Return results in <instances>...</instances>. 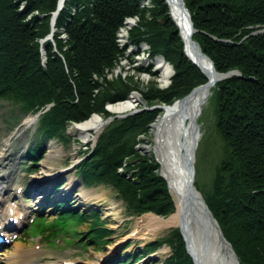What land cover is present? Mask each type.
Masks as SVG:
<instances>
[{
  "label": "trees",
  "instance_id": "16d2710c",
  "mask_svg": "<svg viewBox=\"0 0 264 264\" xmlns=\"http://www.w3.org/2000/svg\"><path fill=\"white\" fill-rule=\"evenodd\" d=\"M23 1L26 9L20 12ZM153 1L168 10L166 0ZM185 1L197 30L192 42L212 59L219 73L237 71L241 75L225 79L211 89L210 106L216 116L218 135L224 142V157L216 172L215 186L208 196L204 195V200L240 264H264V33L254 34L264 30V0ZM68 2L76 12L72 7L63 9L57 19V28L68 33V43L60 39L61 34H56L54 45L51 41L42 45L40 40L51 33L59 0H0V101L20 110L24 116L54 104L41 117L38 135L41 140L58 139L64 144L71 142L64 131L68 123H84L93 114L107 117L110 115L105 108L107 102L124 100L122 95L117 96L123 94L120 90L97 102L90 78L102 64L110 66V60L116 59L117 32L124 20L137 14L139 7L136 0H69L67 7ZM35 12L39 15L26 21ZM42 46L48 56L46 67ZM155 47L160 49L154 50V54L160 53L162 40L158 39ZM163 49L167 61L169 51ZM184 49L185 46L187 56ZM185 56L177 54L181 63L176 65L173 80L181 85L175 94L162 92L161 100L166 104H172L173 98H179L175 103L188 96L185 74L198 67ZM196 76L191 80V89L207 82L203 73ZM150 116L149 112L139 114L119 122L108 134L105 132L79 170L86 187L106 185L115 189L129 213L168 217L174 213L175 205L167 182L158 175L160 165L147 157H136L139 136L148 133L149 121L154 120ZM36 152L31 154L35 153L37 158L29 157L35 162L31 170L41 161ZM127 158L133 160L130 164L125 162L128 166L120 172ZM57 205L63 210L67 204ZM83 221L91 223L86 235L91 237L88 246L108 245L113 233L97 212L57 213L54 221L40 220V229H69L68 225ZM83 238L80 240L87 242ZM164 244L171 247L175 257L169 264H193L180 230L148 243L144 250L157 251ZM136 255L132 256L134 261L140 258ZM127 262L122 257L117 259V264Z\"/></svg>",
  "mask_w": 264,
  "mask_h": 264
},
{
  "label": "rangeland",
  "instance_id": "374dc122",
  "mask_svg": "<svg viewBox=\"0 0 264 264\" xmlns=\"http://www.w3.org/2000/svg\"><path fill=\"white\" fill-rule=\"evenodd\" d=\"M67 1L69 0H66V2ZM136 1L139 3L138 12L134 16L129 17L133 18L131 25H126L127 20H124L122 27H120L117 32L116 50H118V52L116 59L110 60L112 63L110 66L106 63L102 64V68H100L98 72H95L90 78V85L93 88V98L97 97V102H100L104 96H111L114 95L116 91L117 94L120 90H122L123 94H118L117 96L122 95L124 99H127L132 95H139L143 100L144 105H141L135 112L119 116L108 111V105L110 103L112 104L111 101H108L105 108L110 115L107 117L102 114L93 115L101 116L108 124L100 135L102 137L105 132L108 134L113 128L117 127L119 122H124L145 112L152 113V116H150L149 119H152L153 117L154 120L149 121L148 133L140 135L141 137L139 136V143L135 150L137 153L136 157H147L150 161L155 160L156 163H158L153 155L144 153L142 148L145 144L148 145L152 141L151 127L162 112L161 109L164 106L174 104V101L179 99L178 97L173 98L174 100L172 101V104H166L161 100L163 96L162 92L165 94H175L181 85L179 81H174L173 79L177 74V70H175L176 65L177 63H181L180 60L178 61L177 54L180 52L181 55L185 56L183 51L185 44L182 42L180 29L176 26L173 17L170 15L171 12L169 8L167 11L163 10V8L154 4L153 0ZM184 1L185 0H183V2ZM68 3V7L65 5L63 9L69 10L72 7L71 3ZM186 8L188 9L187 4ZM25 9L26 1H23L21 2L19 10L20 12H23ZM62 10L57 16L55 14H57L58 10L53 13L51 33L46 36L47 38L51 34H54L53 38L49 40L53 43V45L55 43L54 38L56 34H61V40L67 43L69 41L68 33L65 29L62 28L59 30L57 28V19ZM71 10L76 12L75 7H72ZM188 11L190 12L189 9ZM34 15H39V13L35 12L29 15L26 21H31ZM43 18L44 16H41V19ZM256 33L254 34L257 35ZM136 34H139V36L135 37ZM195 34L196 33L193 35ZM122 37L124 38L122 39ZM134 37L135 41L133 40ZM46 38L40 40L42 45L47 42L45 41ZM158 39L159 42L161 40L163 42L161 50L165 51L163 49L165 48L169 51L167 63L165 62L166 59L164 62L172 68V78L167 84L164 83L161 70L158 69V62H156L159 55L164 56L165 54L162 51L154 54V50L160 49L155 47ZM172 39L176 42H173ZM181 48L182 50H180ZM55 51L60 53L58 50ZM41 52L43 65L46 67L48 56L44 46H42ZM207 57L212 61L209 56ZM186 59L194 64L188 58ZM202 73L203 72L200 68L191 69L186 72L185 75L188 77H184L186 80L185 91L188 93V96H190L193 91L198 88L191 89L192 78ZM159 92H161V95H159ZM210 93L209 97L204 100L197 112L196 128L199 135V142L194 154V165L189 175L190 179L193 171L195 172V183L203 198L204 195L208 196V194L212 192V188L215 186L214 182L217 169L221 166L224 157V142L218 135L216 116L210 106V100L213 93ZM77 101H79L78 98ZM53 105L54 104L49 105L44 111L24 116L20 110L12 107L8 103L0 101V153L4 154V158H0V179L2 180V183L7 184L8 187L10 186L11 196L15 195V191L18 187H22L24 189V195L23 197H20L22 199L20 202L22 206H26L25 210H28L29 207L32 209L30 214L35 213L36 215H41V218H47L49 221H54L57 213L64 211L73 210L77 211L78 214L83 212H87L88 214L97 212L100 215L102 222L106 224L105 227L112 231L113 236L108 242V245H93L92 243L89 246L84 245L87 244L91 238L86 236L90 231L91 223L84 221L80 224H71L69 229L70 232L64 229L67 235H61L60 237H57V239L53 240V242H48L46 240L48 234H40L38 237L33 238L30 233L29 235L27 234L28 238L26 242H19L18 246H20L22 250L24 249L23 252H27L28 250H31L30 248L33 245V239H36L39 245L43 248V252H38L35 261H31L32 263L30 262L29 264H61L64 260H67L71 264H91L93 262H97L99 257L102 256H109L102 264H117V259L119 257H122L123 261H129L127 262L128 264H169L171 259H175L172 255L171 247L164 244L163 246H158L159 249L157 251H148V248L144 250V247L154 240L167 238L169 234L175 232V230H180L183 240L186 243V248H188L183 230L178 227L165 228L161 231V233H158L156 237L151 238L153 241L145 239L137 240L132 238L131 232L136 225L138 216L133 215L126 210L125 203L122 198L119 197L115 189L106 185H95L88 188L84 185V181L80 174V160L85 159V154H92L93 147H95L96 144L98 145L100 136H96L97 139L85 141L78 134L70 132L72 127L78 125V123L70 122L66 125L67 128L64 130L70 137L71 142L69 144H64L58 139H54L52 141L40 139V135H38V128L41 117L48 112ZM28 119L30 122L27 124L26 122ZM93 133H91V135ZM55 148L59 151V153L56 155L57 162L55 163V167L52 168L54 174L50 175L46 179L40 180L43 177V162L47 158V155ZM34 151L38 152V160L41 158V161H38L37 167L33 171H30V167L35 165L33 158H37L35 153L31 154ZM30 155H32L33 158L29 160V157H31ZM132 160L127 158L123 161V168L121 167L120 172L125 170ZM31 161L33 163H31ZM125 162H128V164ZM69 167H71L69 172H62L63 168L66 169ZM159 172L160 169L158 171V175L161 176ZM58 174L59 176L57 177ZM71 175L77 177V180H81V184H78L74 190L68 191L66 190L67 182L69 176ZM53 177L56 178L43 183L44 180H48ZM162 178L165 179L164 177ZM165 181L167 182L166 179ZM167 185L175 205V213L178 210L169 189L168 182ZM82 187L84 190L89 192L85 194V197L81 195ZM84 198H86V200L88 198L96 199L94 202H90L89 200L86 201ZM58 203H66L68 208L65 207L63 210H60L57 205ZM173 214L168 217L159 216V218L166 220ZM78 219L81 220V218ZM116 226H118L117 229ZM28 227H30L29 224ZM74 234H77L78 237H84L83 239L87 242H83L78 237L76 238ZM117 244L119 246H116ZM229 247L233 248L232 245ZM15 248L16 247L13 246L2 252L1 255H10ZM232 250H234V248ZM187 251L191 256L193 264H197L196 259L190 252L189 248ZM234 252L236 251L234 250ZM136 254L139 255L140 258L139 260L134 261L132 256ZM54 255H57V257L53 258Z\"/></svg>",
  "mask_w": 264,
  "mask_h": 264
},
{
  "label": "bare ground",
  "instance_id": "6f19581e",
  "mask_svg": "<svg viewBox=\"0 0 264 264\" xmlns=\"http://www.w3.org/2000/svg\"><path fill=\"white\" fill-rule=\"evenodd\" d=\"M166 2L169 6L172 17L176 22V25L180 29L187 56L191 61L197 63V65L199 66L197 67L201 68L203 75L208 80L204 85L205 87L197 90L188 99L184 98L178 100L174 104L170 106H164L161 109L162 112L151 127L152 141L148 145L145 144L142 148L144 153L153 155V157L160 164L159 174L164 177L169 183V189L175 200L178 211L166 220L159 218V216L155 214L137 218L136 225L131 232V237L137 240L145 239L153 241V239L151 238L156 237V235H158V233H161L163 229L178 227L183 230L188 248L192 255L195 257L197 264H237L234 251L231 247H229V245H226L221 241V238L217 231L214 230L213 232L208 233L209 236L207 244L205 246L199 241L198 236L200 235V233L194 232V227L190 224L188 219L185 198L188 193V196L193 197V195L191 194L192 189L190 185H188V183L190 180L189 175L194 165V154L199 142V135L196 128L197 112L204 100L209 97L211 89L214 88L217 83L223 80H221V75L216 73V68L213 67L211 62L205 58V53L201 52L192 42L194 27L192 26V23L185 12L183 0H166ZM65 3L66 0H61L60 6H65ZM132 19L133 18H127L126 25H131ZM260 33H264V30L259 31L256 34ZM157 58L158 60H156V62H158V69L161 70L162 79L164 80V83L167 84L168 81H170L172 78V68L166 64L167 61H165L163 55H159ZM141 105H144L141 97L139 95H132L122 101H118L112 104L110 103L108 105V111L113 113L114 115L122 116L137 111ZM29 122L30 121L28 119L26 123L28 124ZM107 126L108 124L106 123L105 119H103L99 115H95L86 122L72 127L70 129V132L73 134H78L85 141H87L97 139L96 136H100ZM91 133L93 134L91 135ZM96 146L93 147V152ZM58 153L59 151L55 148L47 155V158L43 162V177L40 180L46 179L50 175L54 174L52 168L55 167V163L57 162L56 155ZM92 154H86L85 159L80 160V164H82L85 160H88ZM0 158L3 159L4 154L0 153ZM70 170L71 167L66 169L63 168L62 172L67 173ZM59 174L57 175V177L59 176ZM55 178L56 177L44 180L43 183L46 181L49 182ZM78 184H81V180H77V177L71 175L68 178L66 190H74V188H76ZM9 187L7 184L2 183V180L0 179V195L3 193L5 197L3 200L0 199V211L5 210V214L7 213V217L11 215V209L14 210V214L19 211V207L22 205L20 202V200L22 201V199L20 197H23L24 195V189L22 187H18L15 191V195L11 196ZM81 191V195L84 197L86 193H89L87 190H84L83 187L81 188ZM84 199L86 200V198ZM95 199L96 198H88L87 200H89L90 202H94ZM196 202L197 201L195 200L194 203ZM10 204H13L14 207ZM7 207H9L8 211H6ZM207 218L209 222L214 224L208 216ZM117 228L118 226H116V229ZM33 246L39 249L40 252H43V250L40 249L37 243H33ZM116 246L119 245L117 244ZM201 246H203L204 249H202ZM13 253L20 256H23L24 254L26 259H30L31 257L29 262H33L36 259L35 253H32V251H27L25 253L19 247H16V251ZM15 256L16 255H12V257ZM56 257L57 255L53 256V258ZM108 257L109 256L99 257L97 262H93L91 264H102ZM7 264L14 263L7 262ZM61 264L71 263L67 260H64L61 262Z\"/></svg>",
  "mask_w": 264,
  "mask_h": 264
},
{
  "label": "water",
  "instance_id": "95a60500",
  "mask_svg": "<svg viewBox=\"0 0 264 264\" xmlns=\"http://www.w3.org/2000/svg\"><path fill=\"white\" fill-rule=\"evenodd\" d=\"M60 2H61V0H60ZM60 2H59L58 12H57V14H55L56 16L64 8V6H60ZM184 6H185V12L188 15L189 20L191 21L192 26L194 27V24H193L192 18H191V14L188 11V9L186 8V4H184ZM54 23H55V21H54ZM196 32L197 31L194 29V33H196ZM53 36H54V34H51L49 37L46 38L45 41H49L51 38H53ZM204 56H205V58L208 61L211 62V64L213 65V67H215L214 66V63L206 55H204ZM193 63L196 66H198L197 63H195V62H193ZM216 73L219 74V75H221V80H225V79L231 78L232 76H241L239 74V72H237V71H233V72H230L228 74H220L217 71H216ZM203 87H205V86L203 85V86L198 87L197 89H195L190 96H192L197 90H199L200 88H203ZM190 96H188L186 99H188ZM188 185H190V187L192 189V193L191 194L193 195V197L192 196H188L189 193L186 195L185 201H186L187 215H188V219H189L190 224L194 227V229H193L194 232L200 233V235L198 236L199 241L203 245L206 246L207 240H208V236H209L208 233L213 232L215 230V231H217L219 233V236L221 238V241L224 244L231 246V244L224 237L223 232H222V229H221L220 225L217 223V220L214 219L213 214L211 213V211L209 210L208 206L206 205V202H205L202 194L200 193V191L196 187V183H195V172L194 171H193V173L191 175V178L189 180ZM195 200L197 201L196 203H194ZM206 215L211 219V221L214 224H212L211 222H209L207 220L208 218H207ZM210 223L212 225H214L215 227L212 226ZM201 248L204 249L203 246H201ZM234 255H235V259H236L237 264H240L239 259H238V255L236 254V252H234Z\"/></svg>",
  "mask_w": 264,
  "mask_h": 264
},
{
  "label": "built area",
  "instance_id": "2783aa9c",
  "mask_svg": "<svg viewBox=\"0 0 264 264\" xmlns=\"http://www.w3.org/2000/svg\"><path fill=\"white\" fill-rule=\"evenodd\" d=\"M124 37H122V39H123Z\"/></svg>",
  "mask_w": 264,
  "mask_h": 264
}]
</instances>
